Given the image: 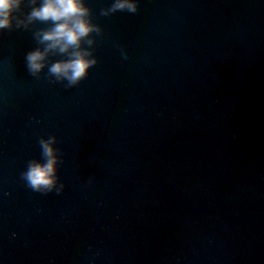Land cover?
<instances>
[{
  "label": "water",
  "instance_id": "obj_1",
  "mask_svg": "<svg viewBox=\"0 0 264 264\" xmlns=\"http://www.w3.org/2000/svg\"><path fill=\"white\" fill-rule=\"evenodd\" d=\"M135 2L86 0L72 88L27 70L46 25L0 33V264H264V0ZM51 135L59 194L21 178Z\"/></svg>",
  "mask_w": 264,
  "mask_h": 264
},
{
  "label": "clouds",
  "instance_id": "obj_2",
  "mask_svg": "<svg viewBox=\"0 0 264 264\" xmlns=\"http://www.w3.org/2000/svg\"><path fill=\"white\" fill-rule=\"evenodd\" d=\"M136 12L135 0H112L99 14L107 17L119 13L125 17ZM94 21L93 9L86 0H0V33L31 30L37 23L46 25L32 32L38 47L25 54L26 67L37 78L47 68L46 76L54 78V83L66 82V88L79 85L98 63L94 56L96 37L103 34V29ZM38 143L42 159L29 160L21 178L35 192L55 190L59 194L64 185L59 183L58 165L62 160L55 146L57 137L41 138Z\"/></svg>",
  "mask_w": 264,
  "mask_h": 264
}]
</instances>
